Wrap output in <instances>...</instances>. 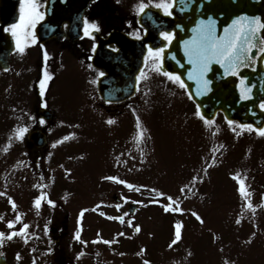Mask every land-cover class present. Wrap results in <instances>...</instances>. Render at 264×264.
I'll use <instances>...</instances> for the list:
<instances>
[{"label":"rangeland","instance_id":"obj_1","mask_svg":"<svg viewBox=\"0 0 264 264\" xmlns=\"http://www.w3.org/2000/svg\"><path fill=\"white\" fill-rule=\"evenodd\" d=\"M128 11L129 15H134L137 9L129 7ZM120 13H126V9L112 8L111 22ZM142 69L147 78L138 82L135 99L141 107L136 117L140 118L145 130V140L136 139L128 114L114 117L106 114L55 115L40 124L48 140L40 159L47 171L54 165L50 161L52 151L58 150V146L61 155L69 150L64 155L71 154L78 176L89 182V191L94 194L91 207L101 209L109 217L124 219L123 223L109 217L104 221V214L91 215L93 225L109 224V230L107 227L104 231H95V239L113 241L110 245H100L101 256L95 255L106 264H116L115 257L121 254L126 256L123 258L126 264H144L145 261L149 264H225V261L264 264V214L259 200L264 192V137L252 133L253 144H245L248 140L238 142L237 138H242L246 132L237 135L223 117L217 116L218 123L215 121L209 126L218 125L220 142L216 151L212 150L213 163L205 166L206 174L198 176L201 167L203 169L200 154L207 153L211 138L207 125L195 116L196 107L185 89L153 72L148 65L144 64ZM109 119L115 122L109 124ZM28 124L24 125L23 115H0V177L15 175L12 162L18 161L13 165H18L21 173L22 166L33 158V149L25 142V135L22 140L15 135L19 127L29 129ZM65 136L69 139L64 140ZM57 141L62 143L57 146ZM235 173L245 178L254 212L244 206L237 181L233 179ZM107 176L118 177L134 187L130 189L126 184L104 179ZM37 177V173L33 178L29 173V179L20 189L15 186L14 190L24 194L36 192L34 180ZM5 185L0 182V189ZM160 192L165 195L159 196ZM170 193H187L189 213L186 216L162 210L163 205L168 204L166 196ZM113 194L117 196V203L112 199ZM176 197L180 205L183 199ZM133 202L137 207L128 226L130 216L126 211ZM193 212L203 223L192 215ZM238 219L239 224L236 223ZM177 221L183 225L182 238L169 247ZM135 226L140 227L139 233L134 232ZM130 241L139 247L130 250ZM146 248H151L154 256L146 255Z\"/></svg>","mask_w":264,"mask_h":264},{"label":"flooded vegetation","instance_id":"obj_2","mask_svg":"<svg viewBox=\"0 0 264 264\" xmlns=\"http://www.w3.org/2000/svg\"><path fill=\"white\" fill-rule=\"evenodd\" d=\"M39 10L44 18L39 22H59L58 30L44 32L40 37L35 28L36 43L26 47L24 53L16 50L15 40L10 31V39L0 42V115H27L33 127L40 121L37 115H121L125 112V104H108L103 102L96 90V81L101 71L94 68L91 60L98 42L105 52L110 48L116 49L111 43V31L123 32L133 38H144L146 31L137 22V15L129 11L117 14L111 22L110 10L123 9L130 4H140L141 0H58L56 12L60 15L49 18L46 15V0H37ZM148 7L166 15L162 9L154 7L158 0H143ZM20 0H17L18 17L20 16ZM68 14V15H67ZM93 23L98 30H93L91 36L84 35V21ZM157 20V19H156ZM158 20H165L160 17ZM2 21H10L2 18ZM163 22V21H161ZM158 23L161 31H170L166 24ZM113 23V25H111ZM38 24V23H37ZM36 24V26H37ZM54 25V24H53ZM111 25V26H110ZM35 26V27H36ZM54 28V26H53ZM158 33V37H160ZM165 47L167 42L161 38ZM153 45L154 43L151 42ZM12 46V48H9ZM10 49V50H9ZM44 51L48 59H44ZM91 65V67H89ZM45 70L51 75L45 88L44 95H40V81ZM124 105V109L120 110ZM136 104L134 110L136 111ZM240 123L237 122V125ZM264 127V125H263ZM240 132H246L237 128ZM38 155L41 153L38 151ZM45 158V155L44 157ZM55 168L60 167L64 172L70 169V175L53 178L45 176L46 166L43 160H34L32 168L37 171L38 177L34 180L38 191L24 194L16 192L10 196L17 205L13 211L8 197L0 196V231L8 233L18 230L23 224H28L27 243L24 237L5 239L0 245L2 264H99L101 262L100 245L93 243L95 231H101L106 224L91 222L93 214L92 200L94 194L89 191V183L82 181L77 175L76 166H65L62 160H52ZM14 183L21 187L26 177L18 175ZM9 181V179H8ZM47 193V199L54 202L48 205L42 202L39 210L34 207V199ZM92 203V204H91ZM34 210L38 216L34 217ZM83 216L81 217V212ZM22 214L21 221L14 229L7 227L6 221L14 220L16 214ZM37 230V239L31 238L30 232ZM80 232V240L75 238ZM101 237V236H99ZM101 239V238H100ZM81 241L87 242L82 243ZM14 243V245H13ZM95 244H97L95 246ZM19 253L20 259H17ZM95 253L100 256L95 255Z\"/></svg>","mask_w":264,"mask_h":264},{"label":"snow or ice","instance_id":"obj_3","mask_svg":"<svg viewBox=\"0 0 264 264\" xmlns=\"http://www.w3.org/2000/svg\"><path fill=\"white\" fill-rule=\"evenodd\" d=\"M177 0H158L155 3L154 7L157 9H162L164 13L168 16H172V9L176 6ZM149 5L144 3L141 0L138 11L143 12L146 7ZM40 5L37 0H20V16L17 23L12 24L10 27L6 28L5 31H10L11 35L15 40L16 50L20 53H24L26 47L31 44H35L36 36L32 31L36 24L39 23L44 18V13L39 10ZM183 10V9H181ZM93 30H98L97 26L93 23H89L87 20L84 21V35L91 36ZM195 35L189 39L183 41L184 44V52L188 58L189 64L192 65L191 70L187 73V79L191 81H195L197 84V94H203L205 91H209V85L211 81L207 78V73L211 70V65L213 63L220 65L225 74H231L233 76L239 75V69L245 66L250 60L254 59L252 54L253 49H258V51L264 54V36H261V33H264V20H262L259 16L249 17L247 15H241L232 20L231 24L224 27L223 34H217V25L216 20L209 18L208 20H200L196 27L193 29ZM160 37L163 41L170 44L172 39L174 38V33L170 31H161L159 33ZM139 38V37H138ZM165 47H147V55L145 56V67H147L148 62H151L152 68L151 70L156 73H160L163 76L167 77L169 81L179 86L180 89L187 90L188 85L181 78V75L176 74L170 71L163 70V53L165 51ZM44 59L47 61L48 53L44 51ZM91 67V65H89ZM101 76L104 73H100ZM146 72L144 69H141L139 74L137 75V81L146 79ZM51 79V75L45 70L43 74V79L40 81V95L43 96L45 92V88L47 86L48 81ZM240 88V97L241 99H248L251 93V87L247 86L246 78L240 77L239 82ZM189 98H191V93H188ZM261 108H264V103L260 105ZM195 116L199 117L204 121L205 125H212L214 122L210 119H206L204 115L201 113L199 106L195 112ZM115 121L109 119L107 123L112 124ZM40 123H44L43 120ZM228 125L231 127L233 132H236L237 135H240L237 132L235 127H232L236 122L232 120L227 121ZM135 127L138 130L136 139L139 141L143 138L144 129L142 128L140 118L136 117ZM238 127L242 130H247L248 132H253L260 136L264 137V127L254 128L252 124L241 123ZM28 131L26 127H19L16 129L15 135L16 138L22 140L24 138L25 133ZM69 139L68 136L64 137V140ZM57 144L62 143V141H57ZM55 147V144L53 145ZM222 147V146H221ZM7 151V148L4 149ZM213 151H216L213 149ZM104 179L116 181L120 184H126L128 188H133L132 184H128L126 181L119 179L115 176H107ZM195 179V178H194ZM233 179L237 181L238 184V192L240 196L245 201V205L248 209L255 211V206L252 204L250 200V191L246 184L245 178L241 176L240 173L233 174ZM36 187H41V185H36ZM138 190V189H137ZM7 193L0 192V196H6ZM159 196H164L165 194L160 192ZM47 193L41 192L39 196L34 199V207L39 210L42 206V202L46 200ZM9 203L15 212L17 205L16 202L8 197ZM167 200L170 202L168 204L163 205L164 210L166 212H183V209L179 207H174L175 201L173 197L168 196ZM158 203L159 201H153ZM48 205H53L54 202L50 199L46 200ZM119 207V205H117ZM193 216L196 217L198 221L203 223L202 218L196 213H192ZM83 216V211L81 212V217ZM3 217L0 216V220ZM22 214L17 213L14 220L6 221L7 227L11 230L15 228L17 222L21 221ZM109 219H117L121 223L124 222L123 217H109ZM237 224L240 223L238 219L236 221ZM131 225V221H129ZM29 228L28 224H23L21 228L18 230L10 231L9 233H5L0 231V245L3 244L4 240H12L14 237L20 236L24 237L25 243H27V229ZM182 228L183 225L181 222L177 221L175 224V233L174 239L172 240L169 247L175 245L182 238ZM135 231L139 233L141 231L139 226H135ZM118 235H124V233H118ZM255 235V233H253ZM75 238L80 240V232L77 231ZM82 243H87L81 241ZM104 243L110 245L113 243L111 240H97L93 241V243ZM17 259H20L19 253L17 254ZM144 264H149V262L145 261ZM225 264H229L228 261H225Z\"/></svg>","mask_w":264,"mask_h":264},{"label":"water","instance_id":"obj_4","mask_svg":"<svg viewBox=\"0 0 264 264\" xmlns=\"http://www.w3.org/2000/svg\"><path fill=\"white\" fill-rule=\"evenodd\" d=\"M3 5V3H2ZM183 9V10H181ZM174 19L171 23L174 28V39L163 53V70L181 75L188 85L187 92L199 106L206 119H213L218 111H221L226 120L238 118L240 121H254L255 115H262L264 111L259 109V103L264 100V54L258 49H253L254 59L239 69V75L225 74L224 69L213 63L207 78L211 81L210 90L197 94L195 81L187 79V73L191 70L188 58L184 52L183 41L191 39L195 33L193 29L200 20H208L210 17L216 20L217 34L222 35L224 27L228 26L232 19L241 15L249 17L259 16L264 20V0H177L172 9ZM142 24L143 21L140 19ZM41 31V27L38 29ZM264 36V33L260 34ZM119 51L109 52L108 57H103L100 44L96 47L94 65L103 69L106 76L98 82V90L105 100H119L130 96L135 89V75L143 63L145 49L141 42L133 41L124 35H118ZM246 78L247 86L251 87L248 99H241L239 82L240 77ZM49 119L50 115H42ZM28 139L37 147L45 144V136L40 131H30ZM264 207V200H263ZM135 205L131 204L129 212H133Z\"/></svg>","mask_w":264,"mask_h":264}]
</instances>
